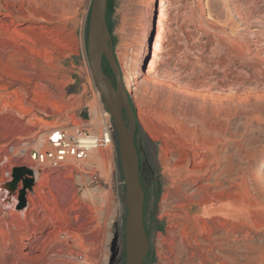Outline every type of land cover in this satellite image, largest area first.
<instances>
[{
  "label": "rangeland",
  "instance_id": "obj_1",
  "mask_svg": "<svg viewBox=\"0 0 264 264\" xmlns=\"http://www.w3.org/2000/svg\"><path fill=\"white\" fill-rule=\"evenodd\" d=\"M148 2L109 0L106 19L127 95L123 114L140 161L149 239L143 264H264V0H157L138 89L128 91L121 60L134 64ZM91 3L0 0L13 12L7 20L22 28L12 38L17 80L0 90V185L12 181L15 167L36 169L25 204V213L33 216L24 226L60 230L61 240L72 241L62 247L87 253L86 264H125L127 207L115 138L111 147L83 160L67 159L57 169H43L30 157L45 148L49 130L87 124L98 130L102 112L108 113L87 57ZM102 65L115 85L106 57ZM209 137L231 155L233 167L231 178L221 180L220 201L213 200L204 215L201 207L186 209L184 194L198 177L185 168L208 154ZM180 157L189 160L176 169ZM21 188V181L14 190L0 188V201L10 203ZM9 207H0V235L3 228L16 230L11 225L16 206ZM4 238L6 252L18 244Z\"/></svg>",
  "mask_w": 264,
  "mask_h": 264
},
{
  "label": "bare ground",
  "instance_id": "obj_2",
  "mask_svg": "<svg viewBox=\"0 0 264 264\" xmlns=\"http://www.w3.org/2000/svg\"><path fill=\"white\" fill-rule=\"evenodd\" d=\"M156 3H157V0H149V2H148V4H149L148 5L149 6V10H148V12L145 13V17H146L145 18V23H144V25L142 27V30H141V35H140V39H139V42H138V47H137V49L134 52V64H133V66L130 65L129 62L131 60L129 61L128 58H124V59L122 58V60H121V70L124 73L125 77H128V80L126 82V88H127L128 91L136 90V88H137L136 85H138V83L136 82V78L140 74V71H138V69L141 68V65L143 63V59L148 54V52H147V45H148V39H149V37H150V35L152 33V30H153V24H154L153 23V18H154V15H155ZM0 11H5V13H1L0 12V74L3 76V78L0 79V90L6 92L13 85V83L16 82V80H17V69H16V65H18V64L16 63V61H17L16 60V56H15L16 50L14 51L13 42H12L13 39L12 38H13V35L16 32L21 31L22 28H20V29L16 28L14 26V24H13L14 23L13 20H10V19L7 20L8 17H13L14 16L12 14L13 12L10 11L9 8L7 9V6H5L3 4L0 5ZM25 29H27V27H25ZM22 32H23V30H22ZM23 75H25V74H23ZM10 93H12V92H10ZM144 97H145V95H144ZM155 98H156V95H155L154 99ZM136 99H138V98H136ZM154 99L152 98V100H154ZM158 99H160V98H158ZM160 101H161V99H160ZM137 102H138V100H137ZM202 107L205 108L203 105H202ZM183 117H185V116H183ZM203 128H206V127H203ZM197 129H199V127ZM208 129H209V127H208ZM201 131H203V130H199V132H201ZM214 131L216 132L215 134L218 133L217 130H214ZM201 134L203 135V133H201ZM213 134H214V132H213ZM197 135H198V133H197ZM202 135L200 137H202ZM213 137L214 136H212V138ZM209 138H211V137H209ZM212 138H211L212 141L209 139V142H212V143H209L208 142L209 144L206 146L208 148V151H209L208 154L209 155L208 154H206V155H202L201 154L200 161H198L197 164H195V165L193 164L195 167H193V166H192L193 168H189V167H186L185 168L184 167L183 162L185 160H189L186 157H185V159H182L180 157L181 160H179L178 164L175 166L176 169H180V167L181 168L184 167L187 175H195L196 178L198 177V179H197L198 181L197 180L195 181V179L191 181L194 185L191 187V189H189L190 192L188 194H186V193L184 194V197H185V199L187 201V204H188V207H186V206L185 207H186V209L188 208V211H192V210H195V209H198L199 207H201L202 210H203V214L204 215L210 214L206 209H207V207H210L211 205H213L212 204V203H214L213 200L220 201V197L223 194V192L225 191L224 190L225 189L224 183L221 180L224 179V177H225L226 174H229V176L231 178V169L233 167V164H232V161H231V155L228 154L227 152L222 153V151L220 150L221 148L217 145V143H218L217 141L218 140L216 142H213L214 139H212ZM42 139H43V137L42 136H39V138L37 140L38 141V144H41L43 142ZM192 139H193V137H192ZM215 139H217V138H215ZM218 139H220V138H218ZM194 140L196 141V136H195ZM207 140H208V138H207ZM197 141H198V139H197ZM206 143H207V141H206ZM192 144H193V142H192ZM202 145H203V142H202ZM219 145H220V143H219ZM195 146H196V144H195ZM187 148H191V147H188L187 146ZM201 148H202V146H201ZM204 148H205V146H203V149ZM94 150H91L90 153H92ZM192 151H193V149H192ZM202 153H203V151H202ZM192 156H196V154L195 155H192ZM187 166H188V164H187ZM176 169H175V171H176ZM33 170H32L33 171V175L36 177L37 176V170L36 169H33ZM184 177H186V176H184ZM186 180H187V178H186ZM192 183H191V185H192ZM5 185H7V184L0 185V188H3ZM180 189H182V188H180ZM6 194H5V198L4 199H6L8 197V196H6ZM182 194H183V191H182ZM176 195L178 196L179 194H176ZM183 199L184 198H182V200ZM25 200H28V196L26 195V193H25ZM30 201H31V199H30ZM180 202H183V201H180ZM17 204H18V198L16 197V195L13 196V199L11 200L10 203H8V202L5 203V202L0 201V207L1 206H4V208H5V206L6 207L7 206H10L11 208L12 207L14 208L16 206V211L14 209H12V210H14V213L12 212V214H13V218L12 219L13 220H16V222H14V223L11 222L12 223L11 224L12 227L13 228H16V230H10V232H9V231H7L6 229L3 228V230L1 231L2 234L0 236H2V238H3V236H6L7 237V240H6V238H4V239L6 241H8L9 243L15 244V241H14L15 239H17L16 241L18 242V244L13 249H10L9 252H6L3 249L4 246L2 247L0 245V264H22L23 259L30 260V263L31 264H86V262L88 260V256L86 255L87 253H85V252L82 253V250H81V253L82 254L80 252L75 253V252H72V250H70V249H73V248H70V247L63 248L62 247L63 246L62 244L64 242H67L70 245L72 243V241L69 240V239H67V240H63L62 239L61 240L62 235L64 233H61L60 230H59V232H56V231H53L54 229H52V231H46V229L33 228L32 231H31L28 228V226H24V225H28L29 224V222H28V221H30L29 218H31L33 215H31V213H32L31 211H30V215H27L25 213V211H26L25 207L22 208V209H18L17 208ZM181 205H182V203H181ZM0 213H3V212H0ZM21 214L24 215L23 220L21 219L23 217V216L21 217ZM6 217H5V219H6ZM182 217H184V216H182ZM1 218H2V216H1ZM43 219H45V218H43ZM1 220H3V219H1ZM196 220H195V222H196ZM32 222H30V223H32ZM212 222H215V221H212ZM1 223H3V222H1ZM9 223H10V220H9ZM18 223H21V224H18ZM204 223H206V222L204 221ZM33 224L34 223H32V225ZM37 224H38V222H37ZM177 224H179V223H177ZM26 229L27 230L29 229V230L26 231ZM182 230H184V229H182ZM182 232L183 231H181V233ZM11 234H12V236H11ZM67 235L71 236L70 234H67ZM67 235L65 236L66 238L68 237ZM24 249H25V251H24ZM53 253L57 255L56 258H54V259L51 258V255ZM64 254L65 255H69L71 258L70 259H66L67 257L64 256Z\"/></svg>",
  "mask_w": 264,
  "mask_h": 264
},
{
  "label": "water",
  "instance_id": "obj_3",
  "mask_svg": "<svg viewBox=\"0 0 264 264\" xmlns=\"http://www.w3.org/2000/svg\"><path fill=\"white\" fill-rule=\"evenodd\" d=\"M107 0H92L87 33V57L93 80L102 96L115 129V141L119 151L122 176L125 184V264H143L149 251V239L144 222V189L140 181V161L132 129L128 126L123 108L128 110L127 95L113 55L111 36L106 21ZM106 57L115 79V86L106 76L102 57ZM19 181L17 208L25 207L26 190H31L33 171L27 167H15L12 181L6 187H13Z\"/></svg>",
  "mask_w": 264,
  "mask_h": 264
},
{
  "label": "built area",
  "instance_id": "obj_4",
  "mask_svg": "<svg viewBox=\"0 0 264 264\" xmlns=\"http://www.w3.org/2000/svg\"><path fill=\"white\" fill-rule=\"evenodd\" d=\"M94 127L95 125L87 124L49 130L46 133L47 145L42 150L34 149L30 155L31 160L43 166V169H57L67 159L83 160L91 150L111 147L115 129L106 111L102 112L98 124L100 129L96 130Z\"/></svg>",
  "mask_w": 264,
  "mask_h": 264
},
{
  "label": "trees",
  "instance_id": "obj_5",
  "mask_svg": "<svg viewBox=\"0 0 264 264\" xmlns=\"http://www.w3.org/2000/svg\"><path fill=\"white\" fill-rule=\"evenodd\" d=\"M109 6V0H107V8H106V19H107V15H108V7ZM107 21V20H106ZM107 25H108V23H107ZM108 29H109V27H108ZM140 181H141V184H142V180H141V177H140ZM147 231V230H146Z\"/></svg>",
  "mask_w": 264,
  "mask_h": 264
},
{
  "label": "flooded vegetation",
  "instance_id": "obj_6",
  "mask_svg": "<svg viewBox=\"0 0 264 264\" xmlns=\"http://www.w3.org/2000/svg\"><path fill=\"white\" fill-rule=\"evenodd\" d=\"M105 61V56H103L102 57V63ZM113 84V83H112ZM113 86H115L114 84H113Z\"/></svg>",
  "mask_w": 264,
  "mask_h": 264
},
{
  "label": "snow or ice",
  "instance_id": "obj_7",
  "mask_svg": "<svg viewBox=\"0 0 264 264\" xmlns=\"http://www.w3.org/2000/svg\"><path fill=\"white\" fill-rule=\"evenodd\" d=\"M54 139H55V137H54Z\"/></svg>",
  "mask_w": 264,
  "mask_h": 264
}]
</instances>
